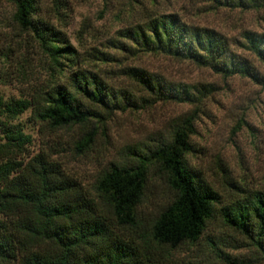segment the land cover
Wrapping results in <instances>:
<instances>
[{
    "label": "trees",
    "instance_id": "trees-1",
    "mask_svg": "<svg viewBox=\"0 0 264 264\" xmlns=\"http://www.w3.org/2000/svg\"><path fill=\"white\" fill-rule=\"evenodd\" d=\"M4 1L11 22L30 35L52 72L67 68L70 74L68 85L57 83L28 99H0V264H168L170 253L180 244L195 242L215 213L239 235L242 247L264 260V192L215 207L216 191L186 165L185 155L192 150L190 117L151 144L127 146L122 158L98 172L91 191L43 152L19 157L29 136L6 119L28 108L50 129L76 126L73 147L80 152L89 148L92 136L113 111L136 107L137 99L113 90L96 73L72 69L75 49L55 23L67 11L66 0H46L44 6L39 0ZM209 1L216 7L244 10L259 8L264 0ZM115 34L104 49L90 47L87 56L102 64L113 59L106 49L131 55L161 53L208 67L221 77L237 75L264 86V75L231 47L248 51L264 67V33L243 31L241 40L228 41L212 29L188 26L175 14H165ZM120 73L149 99L197 100L186 86L171 85L140 68L124 66ZM150 172L171 196L141 233L136 215ZM215 250L228 264H245Z\"/></svg>",
    "mask_w": 264,
    "mask_h": 264
},
{
    "label": "rangeland",
    "instance_id": "rangeland-1",
    "mask_svg": "<svg viewBox=\"0 0 264 264\" xmlns=\"http://www.w3.org/2000/svg\"><path fill=\"white\" fill-rule=\"evenodd\" d=\"M39 3L44 6L46 0ZM66 8L55 23L75 49L72 69L98 74L113 90L131 94L137 105L113 111L92 136L89 148L80 152L73 147L76 126L50 129L35 120L28 108L16 118L6 119L9 126L29 136L19 157L43 152L83 189L91 191L98 172L122 158L127 146L151 144L190 117L188 142L192 150L185 155L186 165L216 191L215 207L241 195L264 192V86L237 75L221 77L208 67L161 53L131 55L106 49L113 59L102 64L85 53L90 47L104 49L106 40L116 37L120 28L165 14H175L188 26L212 29L228 41L241 40L243 31L264 33V1L259 8L244 10L216 7L209 0H66ZM10 13L8 4L0 0V99H28L57 83L68 85L69 69L52 72L30 35L11 22ZM231 47L264 75V67L251 53ZM124 66L140 68L174 86H186L197 100L149 99L137 83L120 73ZM170 196L150 172L136 215L141 233L147 231ZM241 244L239 235L215 213L195 242L180 244L170 253L168 264H228L215 249L245 264H264L251 248Z\"/></svg>",
    "mask_w": 264,
    "mask_h": 264
}]
</instances>
